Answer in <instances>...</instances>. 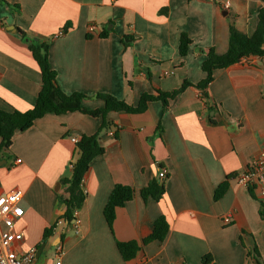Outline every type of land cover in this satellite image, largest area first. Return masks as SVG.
<instances>
[{
	"label": "crops",
	"instance_id": "1",
	"mask_svg": "<svg viewBox=\"0 0 264 264\" xmlns=\"http://www.w3.org/2000/svg\"><path fill=\"white\" fill-rule=\"evenodd\" d=\"M263 7L264 0H0V110L27 112L40 91V70L18 31L47 43L61 91L83 94L90 100L82 106L97 110L103 107L97 94L136 106L143 94L200 82L205 51L227 50L231 24L251 36ZM181 34L192 42L185 57L178 54ZM106 119L116 138L108 135L114 129L99 137L104 153L83 178L86 198L75 226L60 220V179L78 157L72 139L95 134L99 119L45 115L16 133L0 158V192L23 193V216L14 228L24 236L20 248L36 250L33 264H202L205 256L214 264H256L247 256L253 247L264 264L257 191L235 181L264 154V59L216 70L207 98L188 87L166 108L154 101L142 114L110 112ZM155 180H164L162 198L143 199L140 191ZM226 180V193L214 201ZM115 185L132 188L134 197L116 209L111 232L103 209ZM161 216L168 224L164 241L142 245ZM129 241L141 248L124 262L116 242Z\"/></svg>",
	"mask_w": 264,
	"mask_h": 264
},
{
	"label": "trees",
	"instance_id": "2",
	"mask_svg": "<svg viewBox=\"0 0 264 264\" xmlns=\"http://www.w3.org/2000/svg\"><path fill=\"white\" fill-rule=\"evenodd\" d=\"M18 10V6L15 7ZM165 9L161 13H165ZM68 28L66 24L62 30ZM21 39L26 44L32 58L40 70V91L35 100L34 106L27 112H5L0 110V158L6 154L12 144V138L16 133H23L30 129L35 121L45 115L53 114L56 116L66 113L79 112L84 115L99 119L101 121L98 131L93 135H82L75 143L77 159L70 163L66 170L68 175L60 179L61 191L58 195L60 203L64 206V213L60 220L71 225L76 221V213L81 209L85 201V193L82 189V180L89 170L91 161L104 153L103 147L99 144V137L106 131L114 129L113 137L116 138L117 128L107 121L110 112L123 113L128 115L142 114L146 111L149 103L158 101L164 108L168 102L177 98L188 87H193L200 91L204 98H207V88L212 82L213 74L216 70L226 69L243 58L255 57L264 59V7L258 11L257 25L251 36L239 31L233 24L229 26L228 48L219 54L213 48L205 51V59L201 63V71L205 77L195 85L184 81L180 86L169 93L158 91L156 95L143 94L136 106L128 105L122 100H118L110 95L97 94L96 99L103 102V107L97 110H87L82 104L90 98L81 93L71 95L64 94L58 86L56 72L52 69L49 62L48 44L29 39L25 33L18 31ZM107 31L103 30L101 38L107 36ZM191 40L186 34H181L178 44V54L185 57L188 54ZM212 107L209 106V110ZM233 178V177H231ZM230 179V178H228ZM228 189L227 180L221 183L214 191L213 200H220ZM164 194V180L161 182L152 181L148 186L140 191L143 199L151 198L159 201ZM134 197V190L128 186L115 185L111 190L103 209V216L108 229L112 232L116 209L122 208ZM259 216L264 220V203H260ZM55 225L45 229L42 236L44 243L52 236ZM168 232V224L164 217H159L153 222L151 233L142 241V245L151 242H163ZM117 251L124 262L136 257L141 245L136 241L116 242ZM252 257L256 264L261 262L260 254L256 247L247 253ZM202 264H214L209 256L201 259Z\"/></svg>",
	"mask_w": 264,
	"mask_h": 264
},
{
	"label": "built area",
	"instance_id": "3",
	"mask_svg": "<svg viewBox=\"0 0 264 264\" xmlns=\"http://www.w3.org/2000/svg\"><path fill=\"white\" fill-rule=\"evenodd\" d=\"M94 29L92 26L89 27L88 33H92ZM62 34L61 31L55 37ZM113 133L114 131H109L108 135L113 137ZM72 141L77 142L76 139H72ZM16 162L20 163V160ZM165 175L166 171L162 170L158 173V178L163 179ZM235 181L240 187L256 190L258 200L260 203H264V154L259 155L243 171L238 173ZM22 195L20 189H14L6 193L0 192V224L3 225V230L0 231V264H33L35 261L36 250L33 248L26 250L20 248L24 236L22 232L16 231L14 228L16 222L23 216V210L19 206ZM224 223H229L228 217L224 218ZM73 224L75 226L76 221ZM61 254L62 249L58 247L57 256L60 257Z\"/></svg>",
	"mask_w": 264,
	"mask_h": 264
},
{
	"label": "water",
	"instance_id": "4",
	"mask_svg": "<svg viewBox=\"0 0 264 264\" xmlns=\"http://www.w3.org/2000/svg\"><path fill=\"white\" fill-rule=\"evenodd\" d=\"M110 27H107V29L109 30Z\"/></svg>",
	"mask_w": 264,
	"mask_h": 264
}]
</instances>
